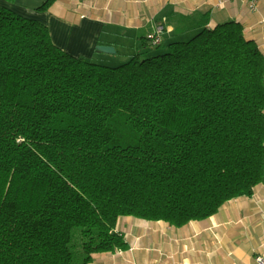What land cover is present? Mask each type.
<instances>
[{
    "label": "trees",
    "instance_id": "obj_1",
    "mask_svg": "<svg viewBox=\"0 0 264 264\" xmlns=\"http://www.w3.org/2000/svg\"><path fill=\"white\" fill-rule=\"evenodd\" d=\"M262 183L264 54L239 22L106 65L0 6V264H89L128 249L121 217L182 227Z\"/></svg>",
    "mask_w": 264,
    "mask_h": 264
},
{
    "label": "crops",
    "instance_id": "obj_2",
    "mask_svg": "<svg viewBox=\"0 0 264 264\" xmlns=\"http://www.w3.org/2000/svg\"><path fill=\"white\" fill-rule=\"evenodd\" d=\"M46 1L0 0V6L44 23L57 47L96 63L119 65L134 54L155 55L146 36L156 24L165 28L166 45L237 21L264 54V0H258L257 12L249 10V0H54L39 11ZM98 45L116 52H98ZM116 231L128 249L96 254L89 264H256L257 256L264 258V183L251 197L232 199L205 220L174 227L121 217Z\"/></svg>",
    "mask_w": 264,
    "mask_h": 264
},
{
    "label": "built area",
    "instance_id": "obj_3",
    "mask_svg": "<svg viewBox=\"0 0 264 264\" xmlns=\"http://www.w3.org/2000/svg\"><path fill=\"white\" fill-rule=\"evenodd\" d=\"M248 7L250 11L257 12L258 0H249ZM261 23L264 24V18H262ZM164 31L165 28L162 24L154 25L153 30L147 35V39L151 46L158 47L162 44V36ZM255 262L256 264H264V258L262 256H257L255 258Z\"/></svg>",
    "mask_w": 264,
    "mask_h": 264
},
{
    "label": "rangeland",
    "instance_id": "obj_4",
    "mask_svg": "<svg viewBox=\"0 0 264 264\" xmlns=\"http://www.w3.org/2000/svg\"><path fill=\"white\" fill-rule=\"evenodd\" d=\"M14 1V0H13ZM11 1V2H13ZM154 49V51H157V52H163L166 50V45L163 44L161 47H158V48H152ZM78 232H79V229L76 228L74 229L73 231V234H74V238H73V246L71 247L74 255H75V263H82V249H81V246H80V242H79V237H78Z\"/></svg>",
    "mask_w": 264,
    "mask_h": 264
},
{
    "label": "water",
    "instance_id": "obj_5",
    "mask_svg": "<svg viewBox=\"0 0 264 264\" xmlns=\"http://www.w3.org/2000/svg\"><path fill=\"white\" fill-rule=\"evenodd\" d=\"M96 51L109 55H113L116 52L112 46H105V45L96 46Z\"/></svg>",
    "mask_w": 264,
    "mask_h": 264
}]
</instances>
